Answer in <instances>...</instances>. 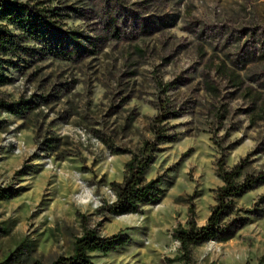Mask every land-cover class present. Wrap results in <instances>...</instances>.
Masks as SVG:
<instances>
[{
    "label": "rangeland",
    "instance_id": "374dc122",
    "mask_svg": "<svg viewBox=\"0 0 264 264\" xmlns=\"http://www.w3.org/2000/svg\"><path fill=\"white\" fill-rule=\"evenodd\" d=\"M19 1L57 7L61 29L52 37L76 52L36 59L0 87V187L19 191L0 200V264H51L71 255L83 217L104 237L131 238L109 253L93 252L97 264H178L174 229L191 219L204 225L223 185L215 142L228 167L250 157L248 172H264V119L253 123L244 89L216 70L226 62L243 76V88L264 94V0ZM69 32L95 53H80L63 38ZM28 99L38 106L22 117L2 107ZM161 100L183 110L169 120L177 140L163 144L146 171L149 180L162 176L163 195L139 214L111 216L102 209L115 200L110 183L123 180L131 158L113 149L136 151L153 139ZM221 103L230 110L222 125L214 116ZM49 138L59 140L57 148L47 146ZM263 196L261 185L236 199L249 222L227 242L194 247V263L261 264Z\"/></svg>",
    "mask_w": 264,
    "mask_h": 264
},
{
    "label": "trees",
    "instance_id": "16d2710c",
    "mask_svg": "<svg viewBox=\"0 0 264 264\" xmlns=\"http://www.w3.org/2000/svg\"><path fill=\"white\" fill-rule=\"evenodd\" d=\"M61 16L57 7L49 8L42 2L32 4L19 0H0V87L13 83L11 71H23L31 62L44 59L48 54L63 59L72 58L76 51L66 50L63 41L52 37L54 31L61 29L59 27ZM118 35L117 33L116 36ZM63 38L73 39L78 44L80 53H95V50L84 46L83 37L77 32H69ZM33 42L40 43L42 47L33 45ZM216 70L220 75L229 78L233 87L244 89L243 96L253 104L249 109L253 123L264 119V94L255 91L252 87L243 88L245 83L243 76L226 62L216 66ZM173 84L175 83L166 85L164 91ZM205 86L212 93L210 95L213 98H219L217 87L210 80H205ZM37 106L38 103L34 99L2 102L6 112L19 117L35 110ZM229 112V107L221 103L220 107L215 108V120L222 125L228 119ZM182 113L183 110L172 108L169 100H161L159 114L151 124L153 139L146 140L136 151L113 149L115 154L130 153L131 158L125 164L123 180L110 183L115 200L111 203L105 202L102 208L109 215L118 217L139 214L143 206L161 198L162 176L149 180L146 171L153 164L156 155L162 151V145L177 140L179 133L171 132L169 120L179 118ZM222 129V126H218L214 133ZM48 142L50 144L47 146L51 149L59 145L57 138H49ZM215 143L222 154L218 161V176L222 179L223 185L216 190V204L204 225H199L191 219L187 225L180 224L174 229L172 236L179 242V253L172 261L178 264H195L194 247L210 241L227 242L233 239L249 222V217L241 216L242 210L237 207L236 199L264 185V172L258 174L248 172L250 157L243 158L233 167H228V155L223 144L219 141ZM17 195L19 191L0 187V200ZM260 203L264 204V196L260 199ZM190 211L192 215L195 214L194 208ZM83 218V232L76 238L72 254L60 256L51 264H97L93 260V252L109 253L127 245L131 239L128 234L122 232L104 237L97 227H90L86 217ZM260 263L264 264V256L260 259ZM36 264L40 263L36 262Z\"/></svg>",
    "mask_w": 264,
    "mask_h": 264
}]
</instances>
